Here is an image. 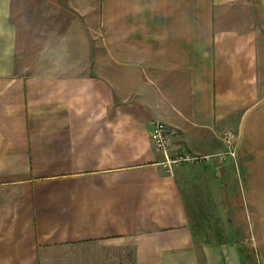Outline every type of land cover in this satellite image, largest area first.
<instances>
[{
  "label": "crops",
  "instance_id": "obj_1",
  "mask_svg": "<svg viewBox=\"0 0 264 264\" xmlns=\"http://www.w3.org/2000/svg\"><path fill=\"white\" fill-rule=\"evenodd\" d=\"M0 264H264V0H0Z\"/></svg>",
  "mask_w": 264,
  "mask_h": 264
},
{
  "label": "rangeland",
  "instance_id": "obj_2",
  "mask_svg": "<svg viewBox=\"0 0 264 264\" xmlns=\"http://www.w3.org/2000/svg\"><path fill=\"white\" fill-rule=\"evenodd\" d=\"M22 4H23V7L27 8V9L35 8V0H22ZM31 19L34 22L33 18H31ZM22 37H23L21 40L22 46H21L20 50H18V55L20 56L18 58V60H22L23 63L18 64V68H19V70L22 69L26 73H32V72H35L37 70V68L41 67L40 65L39 66L37 65V62L39 61V58H41V53L43 50L37 48L38 41L36 38V33H31V32L24 33V34H22ZM59 53H54V54H52V56H56V58H58ZM54 60H57V59H54ZM51 63H52V61H51ZM87 68H88L87 65L78 66V72L86 71ZM72 71L73 70H71L70 73H73ZM67 72H69V71L67 70ZM230 131H232V130H230ZM235 135H236V133H235ZM236 139H237V136H236ZM236 139H235V143L233 146V147H235V149L232 147L235 150V152H236ZM227 151H228V146L226 145V150L219 153L222 155L219 156V154H218V156H215V157H217L220 162H223L228 157H231V156L226 154ZM232 158L235 159L236 155H235V157H232ZM209 159H211V158H209ZM209 159L203 160V161L196 163V164H203L206 161H208ZM180 165H176V166H180ZM214 179L217 180L218 177L217 178L214 177ZM210 181H211V184H213L214 180H213L212 176L210 177ZM217 200H220V199L217 198ZM228 212H229L228 209L216 210V211L214 209H209L208 212H206V214H205V218H203V217L197 218L196 216H194L192 222L194 223L193 227H194L195 233L197 235H200L201 237L203 236L206 238L207 237L208 238L214 237V236H219V237L221 236V238H228L230 236L229 235L230 233H240V234L243 233L244 232L243 223H233L234 226H231V224L229 225V222H228L229 219H227V217H229ZM238 213H239V210H237V214ZM240 218H241V216L237 215V219L239 222H240ZM234 220H236L235 217H234ZM196 221H199V222H201V221L205 222L206 221V224L202 223V225H200V224L198 225Z\"/></svg>",
  "mask_w": 264,
  "mask_h": 264
},
{
  "label": "built area",
  "instance_id": "obj_3",
  "mask_svg": "<svg viewBox=\"0 0 264 264\" xmlns=\"http://www.w3.org/2000/svg\"><path fill=\"white\" fill-rule=\"evenodd\" d=\"M150 136L156 149L164 154L165 160L163 164L168 168L184 163L195 164L212 157V155L200 156L188 152H177L175 154H170L169 135H168L167 127L163 122L157 121L153 124ZM235 139H236V135L234 132L228 130L224 133V141L227 143L226 145L228 146V151L226 152V154L231 157H235L236 155V152L234 150L235 147H233L235 143ZM221 155L222 154H219V156Z\"/></svg>",
  "mask_w": 264,
  "mask_h": 264
}]
</instances>
